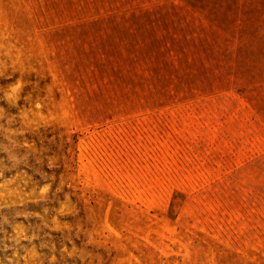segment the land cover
I'll return each instance as SVG.
<instances>
[{
  "label": "rangeland",
  "instance_id": "rangeland-1",
  "mask_svg": "<svg viewBox=\"0 0 264 264\" xmlns=\"http://www.w3.org/2000/svg\"><path fill=\"white\" fill-rule=\"evenodd\" d=\"M0 264H264V0H0Z\"/></svg>",
  "mask_w": 264,
  "mask_h": 264
}]
</instances>
